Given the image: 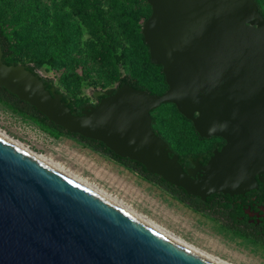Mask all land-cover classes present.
Listing matches in <instances>:
<instances>
[{
	"label": "water",
	"instance_id": "water-1",
	"mask_svg": "<svg viewBox=\"0 0 264 264\" xmlns=\"http://www.w3.org/2000/svg\"><path fill=\"white\" fill-rule=\"evenodd\" d=\"M141 34L167 89L97 90L80 114L39 73L2 61L0 86L71 134L99 141L205 200L253 189L264 171V17L255 0H146ZM173 104L223 146L205 164L179 157L151 127ZM0 264H219L163 234L0 136Z\"/></svg>",
	"mask_w": 264,
	"mask_h": 264
},
{
	"label": "rangeland",
	"instance_id": "rangeland-1",
	"mask_svg": "<svg viewBox=\"0 0 264 264\" xmlns=\"http://www.w3.org/2000/svg\"><path fill=\"white\" fill-rule=\"evenodd\" d=\"M7 2L0 5V21L22 25L21 31L17 30L16 61L34 64L38 58L60 52L53 65H43L38 72L54 78L55 85L73 98L76 106L94 104L93 92L115 87L118 78L125 73H131L154 92L163 89L157 68L146 62V48L140 44L138 33L110 1L99 4L107 17L103 28L92 25L94 20L81 17L71 8L69 5L74 0ZM261 3L264 5V0ZM96 4L94 1V6ZM129 10L137 19L148 13L146 5L138 2ZM87 14L91 16L90 11ZM78 29L81 36L77 35ZM104 31L116 46V54H122L119 61L113 59L102 44ZM25 39L29 41L28 46L24 45ZM167 112L170 119L161 120L157 129L177 152L199 153L211 146L213 139L194 138L190 126L176 116L172 108ZM0 133L219 264H264L240 256L231 234L155 182L77 139L51 136L30 118L1 103Z\"/></svg>",
	"mask_w": 264,
	"mask_h": 264
},
{
	"label": "trees",
	"instance_id": "trees-1",
	"mask_svg": "<svg viewBox=\"0 0 264 264\" xmlns=\"http://www.w3.org/2000/svg\"><path fill=\"white\" fill-rule=\"evenodd\" d=\"M5 1H8L7 3L11 2V0H0L1 3H4ZM70 1V0H67ZM75 2L70 4L69 6L71 8H74L75 11L81 15V17L85 19H91L94 20V23L92 25H98L99 27H102L103 20H106V14H104V10H101V4L107 3L106 1H110L111 5H113L119 12V15L124 17L127 22L131 23L134 27L135 31L139 35V42L146 48V62L152 66L157 68L159 75L161 76V83L163 85V89L160 92H154L150 90L145 85H142L138 78L132 75L131 73H125L121 77L118 78L117 84L115 87L110 88L108 90L114 91L118 86L122 84H128L131 87L135 89L145 90L151 94H161L167 89V85L164 80V75L161 71V66L154 65L150 62L149 59V53L148 48L143 40L142 34H141V27L143 22L148 18L150 14V6L146 2V0H74ZM94 1L97 2V4L94 6ZM135 2L142 3L146 5L148 8V13L142 18L137 19L133 16V14L130 12L131 5H134ZM259 12L264 17V5L261 3V0H255ZM88 11L91 12V17L88 15ZM91 17V18H88ZM104 27V26H103ZM102 27V28H103ZM22 29L21 24H14V23H7L0 21V45L2 50V61L7 65H16V64H23L29 71H31L34 74H38V68H40L43 65H53V63L56 61L58 56L60 55V52H56L52 55H50L48 58H38L35 60L34 64H28V63H18L16 61V57L18 55L17 46H18V31L17 30ZM80 33H78V36H81V31L78 29ZM22 37V35L20 34ZM102 44L105 47L106 50L109 51V55L119 61L123 56L122 54H116V46L114 45L111 38L104 33L102 34ZM24 45L28 46L29 41L24 40ZM124 62L126 60H123ZM40 75V74H39ZM40 78L42 79L46 89H49L51 87H55L56 92L62 93L61 100L66 103V105L70 108L71 111H75L76 114H80L82 106L78 107L75 104V100L71 97H69L67 94L62 92L58 86L55 85L54 78L48 77V76H42L40 75ZM0 103L10 108L13 112L30 118L34 123H36L39 127H41L43 130H45L47 133H49L51 136L57 138L60 136H68L74 139H77L80 142H83L88 147L97 150L103 154L108 155L111 157L114 161L118 162L119 164L125 166L126 168L135 171L139 175L143 176L145 179L155 182L160 187L164 188L168 193L176 197L178 200H180L182 203H185V201L188 199L189 195H187L182 188L173 186L164 180H162L159 176L150 174L146 172L145 168L139 164L138 162L129 160L128 158H121L117 155H115L113 152H111L108 148L105 147V145L99 141H94L88 138L81 137L76 134H71L61 128L60 126L55 125L54 123L50 122L43 114H41L39 111H37L33 106L28 104L25 101L20 100L17 96L7 91L4 87L0 86ZM173 109L174 114L181 118L183 121H185L191 129V133L194 138L200 139V140H207V138H201L193 129L192 123L187 120L185 117H183L176 109V107L171 103H163L154 110L150 112L152 123L151 127L156 133V135L160 136L167 144L169 145L170 149L173 151V153L177 154L179 157V163L183 166V162H186L188 160V157L195 158L196 156L200 155L199 153H187V154H181L177 152L171 142L157 129V125H159L160 121L163 119H170L168 118V110L170 108Z\"/></svg>",
	"mask_w": 264,
	"mask_h": 264
},
{
	"label": "flooded vegetation",
	"instance_id": "flooded-vegetation-1",
	"mask_svg": "<svg viewBox=\"0 0 264 264\" xmlns=\"http://www.w3.org/2000/svg\"><path fill=\"white\" fill-rule=\"evenodd\" d=\"M94 98L97 103L101 97ZM212 139L213 142L208 149L195 158L188 157L182 167L192 168L190 159L195 160L198 157L202 158L201 164H205L212 152L215 149L219 150L224 144V140L219 137L207 138ZM256 180L253 189L242 193L235 195L214 193L205 200L189 195L184 204L216 222L222 230L231 234L236 240L240 256L264 263V171L256 175Z\"/></svg>",
	"mask_w": 264,
	"mask_h": 264
},
{
	"label": "bare ground",
	"instance_id": "bare-ground-1",
	"mask_svg": "<svg viewBox=\"0 0 264 264\" xmlns=\"http://www.w3.org/2000/svg\"><path fill=\"white\" fill-rule=\"evenodd\" d=\"M0 136L3 137L4 139L8 140L9 142L13 143V144L16 145L17 147L21 148L22 150L28 152V153L31 154L32 156L36 157L37 159H39V160L42 161L43 163L47 164V165L50 166L51 168H53V169H55V170L61 172L62 174L66 175L67 177H69V178H71L72 180L76 181L77 183H79L80 185L84 186L85 188L91 190L92 192H94V193H96L97 195H99V196L105 198L106 200H108V201L111 202L112 204L118 206L119 208L123 209L124 211L128 212L129 214H131V215L135 216L136 218L140 219L142 222H144V223L150 225L151 227H153V228L157 229L158 231L162 232L163 234L167 235V234L164 233L162 230H160L158 227H156V226L150 224V223L147 222L146 220H144V219L140 218L139 216L133 214L132 212L126 210V209H125L124 207H122L121 205H119V204L113 202L112 200H110V199L107 198L106 196H104V195H102V194L96 192V191L93 190L92 188H90V187H88L87 185L81 183V182L78 181L77 179L71 177V176L68 175L67 173L63 172L61 169H58V168L55 167L53 164L49 163L47 160H45V159H43V158H41V157L35 155L34 153L30 152L29 150L23 148L21 145H19L18 143L12 141L11 139L7 138L6 136L2 135L1 133H0ZM167 236H169V235H167ZM169 237H171V236H169Z\"/></svg>",
	"mask_w": 264,
	"mask_h": 264
}]
</instances>
